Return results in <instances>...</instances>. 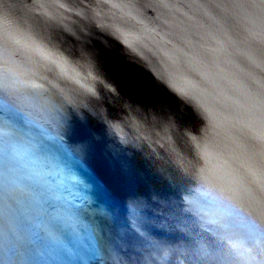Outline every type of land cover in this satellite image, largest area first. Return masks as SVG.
Listing matches in <instances>:
<instances>
[{
	"label": "water",
	"instance_id": "water-1",
	"mask_svg": "<svg viewBox=\"0 0 264 264\" xmlns=\"http://www.w3.org/2000/svg\"><path fill=\"white\" fill-rule=\"evenodd\" d=\"M0 264H264V0H0Z\"/></svg>",
	"mask_w": 264,
	"mask_h": 264
}]
</instances>
